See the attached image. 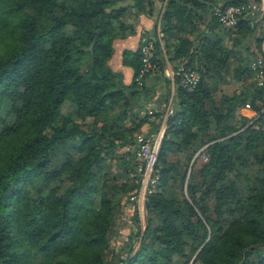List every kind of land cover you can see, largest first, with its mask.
<instances>
[{"label": "trees", "instance_id": "1", "mask_svg": "<svg viewBox=\"0 0 264 264\" xmlns=\"http://www.w3.org/2000/svg\"><path fill=\"white\" fill-rule=\"evenodd\" d=\"M245 3L164 0L163 47L155 30L144 38L158 71L137 85V50L121 52L133 71L128 84L108 60L154 0H0V264H264V137L258 120L236 113L262 102L249 66L259 37L248 15L234 29L212 15L218 5ZM166 58L184 61L199 79L186 91L174 78L179 109L164 121L156 180L142 200L144 228L134 221L104 263L120 208L139 190L133 134L146 116L133 111L154 98L157 82L165 89L159 101L168 100ZM225 83L234 89L216 98ZM201 147L206 161L194 171ZM183 148L187 164L169 160Z\"/></svg>", "mask_w": 264, "mask_h": 264}, {"label": "built area", "instance_id": "2", "mask_svg": "<svg viewBox=\"0 0 264 264\" xmlns=\"http://www.w3.org/2000/svg\"><path fill=\"white\" fill-rule=\"evenodd\" d=\"M215 21L223 28L234 29L237 21L242 15H248L253 23H256L262 28V35L259 40V52L249 61V66L253 71V78L255 84L261 88L262 102L259 110L254 111L252 121H257L255 129L258 130L264 137V0H246L245 4L241 5H224L216 6L212 12ZM138 55L140 59V67L134 77V82L137 85L141 83V77L153 76L157 73V64L152 60V45L146 39H143L138 46ZM172 79L186 91H191L196 86L199 75L195 68L185 64L184 61L178 62L173 66L171 73ZM243 107L248 108L249 105L245 103ZM171 114V109L167 106L164 109V116ZM163 127L154 135L136 133L133 138L136 143L135 156L138 160L136 172L140 176L139 190L136 195H131L128 200L134 201L143 197L147 189L154 185L156 178H151V173L156 162L158 146L163 134ZM203 162L206 161L202 155Z\"/></svg>", "mask_w": 264, "mask_h": 264}, {"label": "crops", "instance_id": "3", "mask_svg": "<svg viewBox=\"0 0 264 264\" xmlns=\"http://www.w3.org/2000/svg\"><path fill=\"white\" fill-rule=\"evenodd\" d=\"M162 3H164V0H154V10L152 13H150L149 15L147 14H141L138 16L137 18V22L135 25V32L132 35L126 36L125 38L122 39H118L115 40L113 42V52H112V56L110 57V59L108 60V65L110 66V68L112 69V71L114 72H119L122 74V82L124 84H128L130 83L132 77H133V71L122 65L121 63V52L123 50H131V51H135L137 50L139 44L141 43V41L145 38V36L151 37L154 33L155 30V34L158 37L159 43L161 45V47H163L164 43L161 37V33L159 32L158 29V9L162 6ZM255 31H254V37L258 36L259 40L260 37L262 35V28L260 26H258L255 23ZM226 41V40H224ZM231 42V40L229 41ZM249 50L247 51V53L252 52V49L255 48V42L254 39L252 37H250L249 39ZM173 45V40L169 39L168 41V49L167 51H171ZM231 45V43H230ZM227 46V45H225ZM164 48H162V55L163 52L165 53V51L163 50ZM235 50H238V48H235ZM248 56V54H247ZM175 65V63L173 61H170L169 59H165L164 60V64H163V70H162V75L167 78L170 81V85H169V90H170V94H169V98L167 101H165V98L162 99V101L160 102V95L164 92V88L162 86L161 83H155V96L153 99H150L149 101H147L144 106L142 108H139L141 102H138L136 104V107L133 111V113L135 114V117L138 119H141L143 117L146 116V123L142 124V126L140 127L139 131L136 133H143V134H148L149 129H150V122H152V120L154 119V116L157 114H162V121L161 124L159 126L164 128V121L166 119V117L164 116V109L169 106L171 109V106L173 103H176L175 101H173V95H174V89H175V84L173 82L171 73L173 70V66ZM154 84V81L151 80L149 82L146 83L147 86ZM232 83H225L223 85L220 86V89L217 90V93L215 94V97H219L222 92H227L225 89L226 86L231 85ZM234 84V83H233ZM234 86V85H233ZM234 89V88H233ZM231 89V90H233ZM230 90V91H231ZM139 108V110H138ZM237 116L246 118V119H250L254 116V110L251 107L245 108L242 106L238 107L237 111ZM171 115V114H170ZM133 122L136 121V119H131ZM134 136V134H133ZM204 147H201L192 157V160L198 156V160L195 159V164H194V171L196 169H198L199 165H200V160L201 156L203 155V150ZM128 151V147H122L119 150V154L124 156V159H126L127 157L125 156V154ZM189 154L190 151L183 148L180 153H178L177 155H170L169 156V160L170 161H178L180 163L183 164H187V160L189 158ZM204 156V155H203ZM203 163V161H202ZM191 164V162H189V165ZM188 165V166H189ZM114 170L116 171V169L114 168ZM142 198L140 197L139 199H136L134 201H128L127 205L122 206L120 208V213L118 215V224L122 226V224L124 225V222H126V224L129 222L126 220V217L129 216V213H134L136 214V217L134 218V220H136L139 223V228L140 231L143 229V227L141 226V222L140 219H144V210H143V206L141 203L142 202ZM125 220V221H124ZM142 221V220H141ZM125 226V225H124ZM126 227V226H125ZM117 228V227H116ZM119 228V227H118ZM120 229V228H119ZM117 232L120 233L119 230H117Z\"/></svg>", "mask_w": 264, "mask_h": 264}, {"label": "rangeland", "instance_id": "4", "mask_svg": "<svg viewBox=\"0 0 264 264\" xmlns=\"http://www.w3.org/2000/svg\"><path fill=\"white\" fill-rule=\"evenodd\" d=\"M236 34H232V33H230V34H228V35H226V37L224 38V40H226V41H224L223 40V44L224 45H227V46H230V43L231 42H229L230 41V39L233 37V36H235ZM238 49L240 50V47L238 46ZM234 84L232 83L231 85H228V86H226V88L225 89H227L226 91L227 92H229L231 89H233L234 88V86H233ZM155 117V116H154ZM119 152V151H118ZM200 162H202L201 160H200ZM142 200H143V198H142ZM142 204V206H143V203H141ZM126 220L129 222V224L127 223L126 224V222H124V225L126 226H124L123 224H122V226L121 225H119L118 224V220H116V223H115V226H114V229L113 230H111V232L109 233V235H108V252H107V255H106V259H104V263L105 262H107V260H109V257H110V255H109V251H114V250H117L120 246H122L124 243H125V239H126V236L129 234V233H131V232H134L135 231V225H134V221L135 222H137L136 220H134V218H133V213H132V211H131V213H129V216L128 217H126ZM142 220V221H141ZM125 221V220H124ZM140 222H141V226L144 228V219H140ZM138 223V222H137ZM138 225H139V223H138ZM140 226V225H139ZM117 227V228H116ZM120 229H119V228ZM117 230H119L120 231V233L119 232H117ZM134 242V241H133ZM136 242L134 243V245L136 246Z\"/></svg>", "mask_w": 264, "mask_h": 264}, {"label": "water", "instance_id": "5", "mask_svg": "<svg viewBox=\"0 0 264 264\" xmlns=\"http://www.w3.org/2000/svg\"><path fill=\"white\" fill-rule=\"evenodd\" d=\"M151 81V78H147L145 83ZM179 109V106L176 103H173L171 106V116H174L177 113V110Z\"/></svg>", "mask_w": 264, "mask_h": 264}]
</instances>
